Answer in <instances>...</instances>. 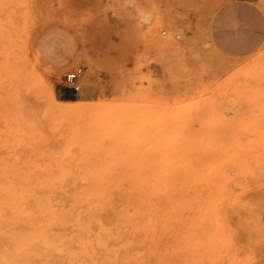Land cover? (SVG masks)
<instances>
[{"label": "rangeland", "instance_id": "rangeland-1", "mask_svg": "<svg viewBox=\"0 0 264 264\" xmlns=\"http://www.w3.org/2000/svg\"><path fill=\"white\" fill-rule=\"evenodd\" d=\"M0 92V179L26 173L69 208L82 171L120 187L175 172L206 189L193 264H264V0H0Z\"/></svg>", "mask_w": 264, "mask_h": 264}, {"label": "bare ground", "instance_id": "bare-ground-1", "mask_svg": "<svg viewBox=\"0 0 264 264\" xmlns=\"http://www.w3.org/2000/svg\"><path fill=\"white\" fill-rule=\"evenodd\" d=\"M5 96L1 109L13 110ZM66 102L53 110H73L74 102ZM5 123L15 136L18 128ZM29 168L43 183L62 180L60 168L48 174L49 164L31 162ZM28 176L16 170L0 179V264H193L195 222L206 219L208 208L206 189L186 177L161 172L149 186L120 187L106 184L100 171H82L84 184L60 187L59 195L73 201L66 208L54 202L53 186L29 185ZM101 205L114 212L109 221L94 211Z\"/></svg>", "mask_w": 264, "mask_h": 264}, {"label": "crops", "instance_id": "crops-1", "mask_svg": "<svg viewBox=\"0 0 264 264\" xmlns=\"http://www.w3.org/2000/svg\"><path fill=\"white\" fill-rule=\"evenodd\" d=\"M54 96L58 100L62 101H72L74 97L78 94V91H73L68 85L64 84H56L53 86Z\"/></svg>", "mask_w": 264, "mask_h": 264}, {"label": "built area", "instance_id": "built-area-1", "mask_svg": "<svg viewBox=\"0 0 264 264\" xmlns=\"http://www.w3.org/2000/svg\"><path fill=\"white\" fill-rule=\"evenodd\" d=\"M81 74H82V68L79 67L67 72L65 75L64 80L67 83L66 85H68L75 92L79 90V85L77 82Z\"/></svg>", "mask_w": 264, "mask_h": 264}]
</instances>
